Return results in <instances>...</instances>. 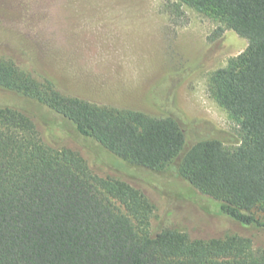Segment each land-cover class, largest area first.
I'll return each instance as SVG.
<instances>
[{
    "label": "trees",
    "instance_id": "trees-1",
    "mask_svg": "<svg viewBox=\"0 0 264 264\" xmlns=\"http://www.w3.org/2000/svg\"><path fill=\"white\" fill-rule=\"evenodd\" d=\"M214 13L220 28L248 40L247 50L216 71L210 92L240 124L243 142L198 143L179 172L221 212L264 230V0H180ZM0 89L72 124L117 158L158 170L181 156L186 135L172 117L94 106L64 96L0 61ZM263 217H259L258 214ZM152 206L129 183L95 175L70 149L43 143L23 111L0 106V264H264L251 239L210 241L148 232Z\"/></svg>",
    "mask_w": 264,
    "mask_h": 264
},
{
    "label": "rangeland",
    "instance_id": "rangeland-1",
    "mask_svg": "<svg viewBox=\"0 0 264 264\" xmlns=\"http://www.w3.org/2000/svg\"><path fill=\"white\" fill-rule=\"evenodd\" d=\"M222 27L212 11L180 0H0V61L51 82L66 97L181 125L185 150L158 170L117 158L64 118L1 89L0 106L26 113L45 145L76 151L95 175L142 192L152 206L151 236L164 230L203 241L239 236L264 248L263 229L225 216L219 201L179 172L200 142L219 140L229 150L243 142L240 124L213 97L210 80L249 42Z\"/></svg>",
    "mask_w": 264,
    "mask_h": 264
}]
</instances>
